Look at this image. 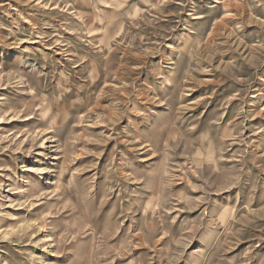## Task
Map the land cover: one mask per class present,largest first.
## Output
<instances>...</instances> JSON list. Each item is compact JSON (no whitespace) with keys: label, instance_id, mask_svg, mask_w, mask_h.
I'll return each instance as SVG.
<instances>
[{"label":"rangeland","instance_id":"obj_1","mask_svg":"<svg viewBox=\"0 0 264 264\" xmlns=\"http://www.w3.org/2000/svg\"><path fill=\"white\" fill-rule=\"evenodd\" d=\"M0 264H264V0H0Z\"/></svg>","mask_w":264,"mask_h":264}]
</instances>
